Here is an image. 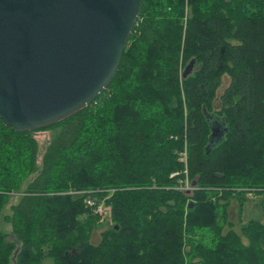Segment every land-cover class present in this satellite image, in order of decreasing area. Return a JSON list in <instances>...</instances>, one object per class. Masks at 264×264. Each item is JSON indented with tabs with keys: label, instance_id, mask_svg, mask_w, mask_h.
I'll list each match as a JSON object with an SVG mask.
<instances>
[{
	"label": "trees",
	"instance_id": "16d2710c",
	"mask_svg": "<svg viewBox=\"0 0 264 264\" xmlns=\"http://www.w3.org/2000/svg\"><path fill=\"white\" fill-rule=\"evenodd\" d=\"M38 131L0 119V264H264V224H242L234 192H264V0H142L109 87ZM72 191L106 200L98 242Z\"/></svg>",
	"mask_w": 264,
	"mask_h": 264
},
{
	"label": "water",
	"instance_id": "95a60500",
	"mask_svg": "<svg viewBox=\"0 0 264 264\" xmlns=\"http://www.w3.org/2000/svg\"><path fill=\"white\" fill-rule=\"evenodd\" d=\"M141 12L142 0H0V119L33 132L90 106L113 80ZM223 135L214 124L212 143Z\"/></svg>",
	"mask_w": 264,
	"mask_h": 264
},
{
	"label": "rangeland",
	"instance_id": "374dc122",
	"mask_svg": "<svg viewBox=\"0 0 264 264\" xmlns=\"http://www.w3.org/2000/svg\"><path fill=\"white\" fill-rule=\"evenodd\" d=\"M230 80L228 77H224V83L221 86V88L218 91V95L221 96L225 89L228 87ZM56 130H45V131H38L35 133V137L39 142L40 146V158L43 154L47 144L52 139V137L55 135ZM197 188V186L195 185ZM198 189V188H197ZM196 189V190H197ZM235 190V191H234ZM234 192H244L246 198L248 199L245 203V206L243 208L242 216H241V222L243 225H246L250 221H259L260 223L264 224V192L262 193L260 190H254L250 188H240V189H234ZM236 200H238V197H235ZM234 205L237 206V204H233L231 208H234ZM234 211V209L232 210ZM10 214L9 208H7L4 213ZM108 221L110 220V216L107 217ZM235 219V218H234ZM107 222H101L99 221L100 227L94 231L93 233V240L95 242H98L100 240L101 234L104 230H106L109 225ZM239 220L236 218L235 222L237 223ZM3 230L6 232H10V227L6 225L5 222H2ZM238 229V228H237ZM244 242L247 243L246 239H244Z\"/></svg>",
	"mask_w": 264,
	"mask_h": 264
},
{
	"label": "built area",
	"instance_id": "2783aa9c",
	"mask_svg": "<svg viewBox=\"0 0 264 264\" xmlns=\"http://www.w3.org/2000/svg\"><path fill=\"white\" fill-rule=\"evenodd\" d=\"M180 162L185 165V170L183 174L185 175L184 178L179 179V184L177 185L176 190L181 191L185 194H192L197 188L195 185L190 181L188 176V156L187 152L180 153ZM179 173H173L171 177H177ZM97 192L94 191H72L69 192L71 195H86V206L93 211L94 214L100 215L101 222H104L107 217L109 216V208L107 207V203L105 199L99 198L94 196Z\"/></svg>",
	"mask_w": 264,
	"mask_h": 264
}]
</instances>
